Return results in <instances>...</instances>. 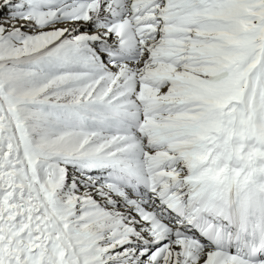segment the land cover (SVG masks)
Returning a JSON list of instances; mask_svg holds the SVG:
<instances>
[{
    "label": "snow or ice",
    "instance_id": "6c2138e0",
    "mask_svg": "<svg viewBox=\"0 0 264 264\" xmlns=\"http://www.w3.org/2000/svg\"><path fill=\"white\" fill-rule=\"evenodd\" d=\"M0 264H264V0H0Z\"/></svg>",
    "mask_w": 264,
    "mask_h": 264
}]
</instances>
